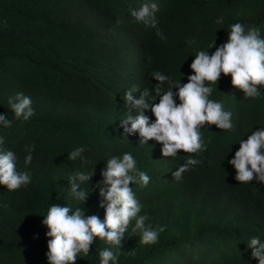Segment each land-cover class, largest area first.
<instances>
[{
    "label": "trees",
    "instance_id": "1",
    "mask_svg": "<svg viewBox=\"0 0 264 264\" xmlns=\"http://www.w3.org/2000/svg\"><path fill=\"white\" fill-rule=\"evenodd\" d=\"M146 2L158 4L155 28L130 15ZM236 22L256 25L264 38V0H0V114L12 121L11 127L0 125V137L15 153L17 171L31 176L15 191L0 185V264H48L49 238L41 221L53 204L81 207L86 216L103 220L99 188L93 186L107 160L126 152L150 177L145 187L131 185L144 206L140 215L165 230L155 244L142 245L132 221L116 264H257L247 243L253 236L264 241V185L255 179L239 183L228 161L241 139L264 127V88L259 97L245 99L231 77L221 75L209 98L231 111L233 129L205 125L200 131L206 149L174 158L163 157L154 140L139 145L133 138L115 139L114 118L125 113L122 105L104 116L88 105L123 96L131 83L153 88L155 71L187 83L196 53L214 52ZM191 39L195 43L187 44ZM19 92L32 100L34 115L27 121L16 120L8 104ZM145 115L154 119L150 110ZM33 144L31 163L25 164L24 147ZM78 147L85 148L89 163L67 159ZM189 158L201 163L177 181L172 173ZM92 169L91 179L81 183L92 189L82 204L69 195L68 178ZM106 247L116 251L96 238L89 255L75 264H99Z\"/></svg>",
    "mask_w": 264,
    "mask_h": 264
},
{
    "label": "clouds",
    "instance_id": "2",
    "mask_svg": "<svg viewBox=\"0 0 264 264\" xmlns=\"http://www.w3.org/2000/svg\"><path fill=\"white\" fill-rule=\"evenodd\" d=\"M159 10L155 2L144 3L139 9H130V15L138 23L156 27L155 13ZM227 41L219 46L213 43L215 51L199 50L189 68L192 72L187 77V83L172 82L170 78L159 71L150 76L156 81L153 88H144L139 83L125 85L124 95L99 104L95 100L88 103L98 116H104L110 107L122 105L125 109L122 117H115L116 130L123 137L133 138L139 145H147L149 140L162 145L163 157H177L178 152L194 155L206 149L201 129L205 125H215L221 130H232V113L224 108L222 101L210 99L213 87L223 76L231 77V85L242 91L244 98H257L264 88V38L256 25L246 26L236 22L229 26ZM156 35L165 40L163 33L157 28ZM195 40L187 41L194 44ZM168 83V88L163 85ZM177 91H173V89ZM139 93L138 98H134ZM101 100H108L99 98ZM158 100V102H156ZM177 100L179 103H177ZM8 104L16 120L27 121L34 115L31 97L22 92L9 97ZM135 110V115L132 111ZM150 110L152 117L145 115ZM119 123V124H118ZM0 125L11 127L12 121L6 114H0ZM4 138L0 137V185L8 191H15L31 183L28 172H19L16 168L17 158L13 151L4 147ZM239 148L228 163L235 169V180L239 183H249L254 179L264 185V127L252 131L247 139H241ZM35 145H26L24 151L25 164L31 163V153ZM84 147H78L68 153L67 159H80L87 164L89 161L82 156ZM201 161L189 158L180 165L172 177L177 181L182 174L190 170L191 166ZM94 169V168H93ZM93 169L89 173H77L69 176V195L76 201L87 200L90 188H81L94 175ZM102 179L93 187L99 188L98 207L104 209V219L97 215L86 216L81 207L75 211L70 206L53 204L49 206L47 214L41 221L47 228L48 264H75L78 257L87 256L96 238L104 240L113 246L106 247L99 252V264H116L119 247L124 236L129 231L132 221V233L139 234L142 245L155 244L164 226L153 228L146 224L147 215H140L143 205L137 199L131 185L145 187L150 177L137 169V162L129 152L122 156L110 157L101 171ZM251 249V257L257 264H264V241L259 236L250 237L247 243Z\"/></svg>",
    "mask_w": 264,
    "mask_h": 264
},
{
    "label": "rangeland",
    "instance_id": "3",
    "mask_svg": "<svg viewBox=\"0 0 264 264\" xmlns=\"http://www.w3.org/2000/svg\"><path fill=\"white\" fill-rule=\"evenodd\" d=\"M119 124V123H118Z\"/></svg>",
    "mask_w": 264,
    "mask_h": 264
}]
</instances>
